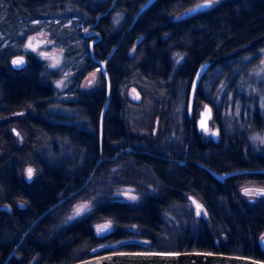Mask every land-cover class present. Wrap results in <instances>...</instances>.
Wrapping results in <instances>:
<instances>
[{
  "label": "trees",
  "instance_id": "trees-1",
  "mask_svg": "<svg viewBox=\"0 0 264 264\" xmlns=\"http://www.w3.org/2000/svg\"><path fill=\"white\" fill-rule=\"evenodd\" d=\"M145 1L0 0V113L25 110L23 144L10 139L7 122L0 124V264L31 222L78 188L100 158L74 195V201L91 197V209L74 225L63 224L71 199L63 202L38 220L6 264H70L112 251H202L264 261V197L250 203L238 191L248 181L264 183V174L222 181L210 174L264 169V154L245 143V134L264 124L257 106L262 85L247 80L264 46V0H222L186 17L180 14L199 0H155L134 19ZM39 32L63 51L65 93L74 101L57 104L68 115L50 112L58 72L32 54L21 70L10 66ZM95 60L105 61V77L83 91L79 84L95 71ZM205 62L188 110L191 81ZM254 85L256 92L245 90ZM129 89L139 100L129 98ZM203 102L213 108L218 141L203 139L196 127ZM125 148L131 150L107 160ZM26 167L33 170L30 181ZM129 185L140 193L136 203L108 199L112 187ZM105 220L113 231L98 234L95 224ZM131 237L145 246L98 249Z\"/></svg>",
  "mask_w": 264,
  "mask_h": 264
},
{
  "label": "rangeland",
  "instance_id": "rangeland-1",
  "mask_svg": "<svg viewBox=\"0 0 264 264\" xmlns=\"http://www.w3.org/2000/svg\"><path fill=\"white\" fill-rule=\"evenodd\" d=\"M201 1H206V0H199L198 2H201ZM220 1L222 0H218V2L213 3L212 5H216ZM62 52H63L62 49L53 45L52 41L49 40L48 35H46L44 32H39L37 33V35L32 36L25 41L24 45L22 46V53L18 54V55L24 56L25 59H26L27 54H32L44 64V67L47 70L58 72L59 77L53 83V87L55 88V92H56V95L53 98L56 103L54 104V106H52V108L50 109V112L53 114H59L60 116L66 115V114L68 115L70 111H68L64 107L63 108L60 107L57 104V102L61 100L62 101H72V100L74 101L73 97H70L65 93V90H67V88L70 86V81H69V78L67 77L66 72L62 69V66L65 64V60L63 59ZM253 61L254 62L250 64L251 66L247 70V75H248L247 80H252L256 85L258 84V82L261 83L262 85V86L259 85L262 96H260V99L257 101V104H258L257 106H258L259 114L264 116V46L258 51ZM9 63H10V60H9ZM95 73H96V77L86 76L84 80L79 84V87L81 90L89 91L93 89L94 87H96L97 70L95 71ZM211 83L212 81L207 82L203 87V95L206 97H208L210 94L209 90L211 88ZM257 87L255 85L246 86L245 90L247 92H256L255 89ZM221 92L222 91H220V94ZM128 96L133 101L139 100L138 93L133 89H129ZM230 99H231V96H228L227 101H229ZM206 104L210 106L212 115L208 122L207 129L206 130L198 129V131L201 134L203 139L205 140L211 139L214 141H218L219 137H221V134H220L221 129L216 125L215 122L212 121L214 111L210 103L203 102L199 106L198 110L196 111L195 123L199 118V113L201 112V110ZM238 106L239 105L236 104V109L234 112V115L237 117L243 115V113L237 108ZM217 110H218V115L221 116L222 110L218 108ZM18 118H19L18 116L14 115L11 117V119H8L7 121L8 124H7L6 129L13 143L17 145H21L24 142V134L22 130L20 129V126L18 125ZM257 125L259 126L260 124L258 123ZM13 129H14V132H13ZM235 130L240 131V128L236 127ZM229 133L230 132L226 133V137L228 136ZM254 137H260L261 139H253ZM245 138H246L245 143L247 144L251 152L256 153V154H264V142H262V140H264V124L261 125L260 127L251 128L250 132H247L245 134ZM1 152H2V148L0 146V153ZM179 162H182V160L177 159V163ZM29 168L31 167H26V169L24 170V178L26 181H30L32 179V178L29 179L27 176V170ZM249 188H257V189L264 190V186L254 184V182H251V181H248L243 186H241L238 189L239 193L243 196V198L246 201L250 203L253 201H256L259 195L254 194L252 192H247V189ZM137 190L138 188H136L135 186H131V185L114 186L112 187L110 191L111 193L108 194V199L111 201H123V202H129V203H136L140 197V193ZM92 200L93 199L91 197L87 196L85 197V199H78L74 201V220L79 219L91 209V207L93 206ZM72 204H73V201H71V203L69 204L68 213L65 215L63 219H61V223L68 224L69 222H71L70 217H72V209H71ZM85 205L87 207L81 211V214L76 215L77 210ZM189 206L193 208L190 202H189ZM104 225H108V228H111V223L107 220L101 221L95 224V230L98 234H105L107 232L105 230L98 232V228ZM111 231H113L112 228H111ZM130 242L139 243L140 246H145L146 244L144 240L131 237V238L119 240L118 242H115L112 244H104L98 249L116 248L121 244L130 243Z\"/></svg>",
  "mask_w": 264,
  "mask_h": 264
},
{
  "label": "water",
  "instance_id": "water-1",
  "mask_svg": "<svg viewBox=\"0 0 264 264\" xmlns=\"http://www.w3.org/2000/svg\"><path fill=\"white\" fill-rule=\"evenodd\" d=\"M155 0H146L144 4L138 9L136 12L134 19L138 17V15L145 10L149 5H151ZM207 3L206 1H201L196 3L191 8H188L184 12L180 14L181 17L190 16L196 12L208 9L210 7H200L196 11H190L192 9H196L198 5H204ZM94 41H92L89 44V47L93 44ZM111 53V52H110ZM109 53V55H110ZM109 55L107 57H109ZM22 58L23 63L19 66H14L12 64V61ZM26 59L22 55H14L10 58V66L15 70H20L25 66ZM95 63L100 66L101 74L105 76L104 72V65L105 61L102 60H95ZM209 63L205 62L201 64L198 69L196 70L194 77L191 81L189 92H188V110H190L195 91L197 88V85L199 83L200 78L205 73V71L208 68ZM107 104L104 105L102 112L105 111ZM212 111L209 105H205L201 112L199 113V118L196 121V127L199 130H206L208 127V122L211 118ZM204 121V127H201V121ZM130 148H125L115 154L112 158H107V160H114L118 155H120L123 151H130ZM102 159L100 158L96 164L94 165V168L88 175V177L83 181V183L75 189L73 192L69 193L68 195L62 197L57 202H55L52 206L48 207L46 210H44L41 214H39L26 228V230L23 232L22 236L20 237L19 241L17 242L16 246L14 247L13 251L8 255V257L5 259L3 264H6L7 260L12 256L14 253V250L22 243L24 237L26 234L29 233V231L32 229V227L42 218L44 215L52 211L54 208L59 206L61 203H63L65 200L70 198L73 194H76L78 191L83 189L88 185V183L91 180V177L93 175V172L95 168L97 167L98 163ZM264 171V170H263ZM238 173H241L240 171H232V172H225V173H216L214 171H210V174L218 181H222L223 179L231 176L236 175ZM264 233L259 238V244L260 249L264 252ZM70 264H264V261L253 259L250 257H246L243 255H230V254H224V253H212V252H202V251H177V252H160V251H112V252H106L99 255H93L91 257L85 258L83 260L73 262Z\"/></svg>",
  "mask_w": 264,
  "mask_h": 264
},
{
  "label": "flooded vegetation",
  "instance_id": "flooded-vegetation-1",
  "mask_svg": "<svg viewBox=\"0 0 264 264\" xmlns=\"http://www.w3.org/2000/svg\"><path fill=\"white\" fill-rule=\"evenodd\" d=\"M15 70V69H14ZM21 70V69H20ZM97 70V79H96V85H97V82H98V80H99V77H100V75L101 76H103V77H105L104 75H102L101 74V71H100V66L97 64V68L95 69V71ZM95 71L94 72H92V73H90V74H88L87 76H95L96 77V73H95ZM95 88V87H94ZM14 115H16V116H18L19 118H18V125H19V120H20V117L21 116H24L25 115V110L24 109H19L18 111H15V112H12V113H10V114H8V115H4V114H1L0 113V124H4L5 122H7L8 121V119H11V117L12 116H14ZM20 126V125H19ZM21 129V128H20ZM13 132H14V129H13ZM183 162H180L179 164H182ZM264 169H240V170H237V171H240L241 173H238V175L240 174V175H249L250 173H259V174H264V171H263ZM261 181V180H260ZM263 182V181H262ZM262 182H254V184H257V185H260V186H264V183H262ZM74 191V187H73V189L71 190V191H69V192H67V193H65L62 197H64V196H66V195H68L69 193H71V192H73ZM247 192H252V193H254V194H257V195H259L258 196V198H260V197H264V194H261V193H264V190H262V189H257V188H249V189H247ZM61 197V198H62ZM71 199V201H73V204L71 205V209H72V219H71V222H69V223H71V224H73L74 225V194L69 198V199H67V200H70ZM66 200V201H67ZM109 228H107V229H105V231H107Z\"/></svg>",
  "mask_w": 264,
  "mask_h": 264
},
{
  "label": "snow or ice",
  "instance_id": "snow-or-ice-1",
  "mask_svg": "<svg viewBox=\"0 0 264 264\" xmlns=\"http://www.w3.org/2000/svg\"><path fill=\"white\" fill-rule=\"evenodd\" d=\"M216 2H218V0H207V3H205L204 5H198L196 9H192L190 11H196L200 7H210L213 3H216ZM22 63H23V59L22 58H17V59H15V60L12 61V64L14 66H19ZM201 127H204V121L203 120L201 121ZM253 139H261V138L260 137H254ZM262 142H264V140H262ZM32 175H33V170L31 168H29L27 170V176H28V178L31 179L32 178ZM261 194H264V193H261ZM86 207L87 206L85 205V206H82L80 209H78L77 212H76V215H80L81 214V211L84 210ZM197 208L199 209L200 206L197 205ZM197 214L198 215L200 214L199 211H198ZM70 219H72V217H70ZM107 228H108V225H104V226L98 228V232L103 231V230H105ZM262 239H264V237H262Z\"/></svg>",
  "mask_w": 264,
  "mask_h": 264
},
{
  "label": "bare ground",
  "instance_id": "bare-ground-1",
  "mask_svg": "<svg viewBox=\"0 0 264 264\" xmlns=\"http://www.w3.org/2000/svg\"><path fill=\"white\" fill-rule=\"evenodd\" d=\"M76 189H77V188H76ZM74 190H75V189H74ZM80 191H81V190H80ZM78 192H79V191H78ZM78 192H77V193H78ZM74 195H75V194H74ZM60 199H61V198H60ZM68 199H69V198H68ZM65 201H66V200H65ZM65 201H64V202H65ZM61 204H62V203H61Z\"/></svg>",
  "mask_w": 264,
  "mask_h": 264
}]
</instances>
